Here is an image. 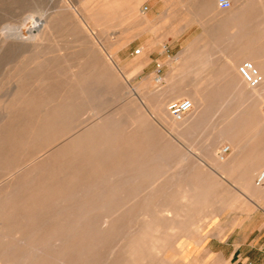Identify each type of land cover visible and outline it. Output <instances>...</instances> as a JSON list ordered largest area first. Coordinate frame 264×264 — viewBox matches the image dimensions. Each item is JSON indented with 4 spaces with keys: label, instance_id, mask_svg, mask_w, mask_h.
Wrapping results in <instances>:
<instances>
[{
    "label": "rangeland",
    "instance_id": "rangeland-1",
    "mask_svg": "<svg viewBox=\"0 0 264 264\" xmlns=\"http://www.w3.org/2000/svg\"><path fill=\"white\" fill-rule=\"evenodd\" d=\"M243 49L256 63L264 57V0H230L228 9L217 0H0V134L19 137L38 127L52 102H36L65 87L72 74L92 70L96 85L94 111L79 110L12 149L0 169V200L17 231L4 245L9 255L0 251V264H54L59 232L51 229L61 219L57 211L72 201L56 196L75 182L80 190L89 179L94 185L79 197L88 203L80 211L90 212L78 215L77 264H264V247L235 246L243 233L225 229L235 214L258 205L264 211V198L255 197L264 195V182L249 193L253 198H240L239 172L247 168L226 167L240 143L264 142L250 86L239 81L238 64L248 60ZM234 57L237 70L229 73L241 92L224 79L225 61ZM199 81L219 86L201 105L196 94L195 109L174 120L189 122L196 112L191 128L170 129L158 108L172 119L168 103L188 98L175 94ZM20 86L21 105L33 99L31 111L6 115L2 104ZM257 107L262 113L264 100ZM6 121L9 126H1ZM89 127L94 147L80 142L74 155L73 140ZM104 131L109 140L99 143ZM225 139L236 143L233 156L230 147L221 152ZM154 152L162 156L152 162L147 158ZM106 200L111 204L102 206ZM89 226L102 231L87 233ZM141 230L140 248L122 253Z\"/></svg>",
    "mask_w": 264,
    "mask_h": 264
},
{
    "label": "bare ground",
    "instance_id": "bare-ground-1",
    "mask_svg": "<svg viewBox=\"0 0 264 264\" xmlns=\"http://www.w3.org/2000/svg\"><path fill=\"white\" fill-rule=\"evenodd\" d=\"M208 1L209 0H203V2H208ZM244 53L246 56L245 58H247L248 61H250L253 64L254 68L259 72V74L262 77H264V57H260L258 62L256 63L255 59L251 55V53H248L247 51H245V49H243L241 52V55H243ZM235 58L236 57L231 58V59H227L225 61L224 68H223V74H224V79L229 82L228 85L229 84L231 85V88L233 89V91L241 92V88H238V84H239V81L243 80L242 77L239 78V81H237V80L235 81L233 78L234 74L229 73L230 71L236 72V70H237V67L235 66L237 59H235ZM205 66H206V64H205ZM90 71H92V70H87V71H84V72L79 73L77 75L72 74L69 82L65 83V87L53 88L50 95H48L44 100H40V101L38 100L36 102L37 106H44L45 104L51 103V102H52V104L49 108L45 109V111L42 112L41 118H43V120L38 122V127H35L34 130H30V132L24 131V132H22L21 136H19V137L15 134H9V133L0 134V169L7 167V165H8L7 161L9 159V157L11 155H13L12 149L14 150V148H17L18 146H24L32 137L39 136L40 134L45 132L48 127L53 128V127L57 126L58 124L63 125L67 121H70L71 116L79 110H83V111L88 110L91 112L94 111L93 110L95 107V101H94V94H95L94 89L95 88L94 87L96 85H95V82L93 81V79H95V77H94L93 73L92 74L90 73ZM200 84L202 87L197 88V90H195L194 87L197 85L199 86ZM217 86H219V85L215 82H200V81L196 82V83H192V82L190 83L189 82L187 84H184L183 87H181L182 89H179L177 91V93L175 94V96L187 95L188 98H186V99L190 100L191 105H192L191 108L195 109V107L197 105V104H195V100H196L195 95L199 94V96L197 97V100L199 101L198 105H201V104H203V100H204L203 96L205 95V93L206 92L207 93L214 92L217 89ZM191 87H193L194 90L190 89ZM208 89L210 91H208ZM23 91H24V88L22 86H20L11 95V97L8 99V101H5L4 104H2V109L5 111L6 115H8L7 113L17 114L18 112L23 111V110H25L26 112L31 111L28 107V104L33 99H31V100L27 99V104L25 105V107H24V105H21L23 102L22 98L24 96ZM250 92L252 94H251L250 98H248V100L252 101V102H254V104H256L255 113L260 115V118L258 119V117H256V120L258 119L257 121H259L261 124L262 123L264 124V113H263L264 111L262 112L263 113L262 114L261 111L259 112V109H258L259 107H257V105L261 101L264 100V82H260V84H258L257 86L250 87ZM55 100H56V102H54ZM157 114H158L159 118L163 120V122L167 123V125L169 126L170 129H174L177 132L190 127L194 123V121L196 120V118L198 116L196 114V112H194V115L192 116V118L190 119L189 122H185V121L176 122L174 120H180V119H175L172 116H171L172 119H168L167 116L165 115V113L159 111V108L157 110ZM1 126L8 127L9 126L8 121L4 122ZM94 130H95L94 127H89L88 129H86V131L84 132L82 137L77 136L73 140V142H72L73 145H72L71 149L73 150L74 155L77 154L80 150L77 146L78 143H80V142H82L84 144V148H86V150L94 147L93 139L92 140L90 139L91 136H93ZM100 136H101L100 137L101 140L100 139L99 140L101 142H99V143L107 142L109 140V137H108L109 133L108 132L104 131ZM226 140L228 141L227 147H230L229 156H233L234 152L236 151V143L233 140L225 139V141ZM187 153H189V150ZM191 155H193V154H191ZM161 156L162 155L159 152H154L147 159L152 160V162H153V161L159 160L161 158ZM182 158H183V156H182ZM210 160L212 162H216L219 164V161L217 160L218 161L217 162L214 158H212ZM139 163L140 164H138V165H140V167H142L145 163V158H143L141 156ZM85 165H87V163ZM140 167H138V168H140ZM36 168H37V166H36ZM212 169L216 170V168H212ZM7 170L10 171V168H7ZM52 171H54V170H52ZM90 171H91V172H89L90 175H91V173L93 174V171L92 170H90ZM180 172L183 173L182 170L179 171V173ZM185 172H186V170H185ZM146 174H148V173H146ZM151 174H153V173H151ZM263 182H264V171L259 173V175L257 176L256 183L259 184V183H263ZM61 183L66 184L65 178H61ZM92 185H94V182L89 179L88 182H86V184H84V186L80 187V190H79V189H77V183L75 182L73 185H70L69 187L68 186L62 187V191H61L62 193H60L58 196H56V198L58 197V200L61 202L65 201L67 199H70V198H72V201H70L71 203L68 205L69 206L68 208H66V206H63L60 210L57 211V214L61 215V219L59 220L57 226L53 227L52 228L53 230L51 229V231L58 230V232H59L58 236L56 238L57 242H58L57 243V250H56V252H54V254L51 255L52 261L54 264H77L76 263L77 254H78L77 246L83 238L81 232L79 231L80 229L78 228L79 227L78 226L79 225L78 224L79 223L78 215L81 213L85 214L86 211H80V209L82 206H85L88 204V203H86L87 201H84V200L81 201V198H79V197L81 194L80 192H82V191L87 192L92 187ZM137 187H138V185H137ZM182 189H184V188H182ZM54 197H55V195H54ZM74 197H77V198L74 200ZM183 198H185V197H183ZM109 203L111 204V200H109V201L106 200V201H104V205H102V206H105V205L107 206V205H109ZM88 212H90V211H87L86 213H88ZM11 213L12 212L9 209V205H6V203H5V199H3V201L0 200V251H2L3 254L6 256H8L9 253L11 252L10 251L11 248L4 246V245L8 241V239L11 237H14L15 236L14 234H16V232H17L15 230V227H11V225L8 226V224H7V219L9 218ZM174 216H177V215H174ZM100 230L102 231V228L97 227V226H89V228L86 231H87V233H90V232L91 233H98V232H100ZM145 235H146V233L144 230L137 231V233L133 234V236L131 237V240L128 242V244L125 245L124 249L122 250V253H129V252L135 253V251L140 248L141 240ZM64 239H66V241H62ZM152 246H154V245H152ZM80 260H82V259H80ZM4 263L9 264L7 260Z\"/></svg>",
    "mask_w": 264,
    "mask_h": 264
},
{
    "label": "crops",
    "instance_id": "crops-1",
    "mask_svg": "<svg viewBox=\"0 0 264 264\" xmlns=\"http://www.w3.org/2000/svg\"><path fill=\"white\" fill-rule=\"evenodd\" d=\"M195 7L199 6L198 3L193 4ZM148 44H143L142 47L146 48ZM239 152L237 154V159L234 160L232 164L226 165V167H240L247 168L240 170L242 176V183L239 188V197L244 199H251L254 196L249 194L257 186L256 177L260 170L264 169V142H259L252 144L250 148H244L242 143L239 144L237 149ZM242 151L250 152L248 155L244 154L242 156ZM250 157L248 163V159ZM252 158H256L252 160ZM235 170V174H237ZM256 198L263 196H255ZM259 205L251 209L249 212L242 211L239 214H235L232 219L233 222L225 229L228 231H239L242 234L241 241L235 242V246H247V247H264V211L258 208ZM231 259V257H230Z\"/></svg>",
    "mask_w": 264,
    "mask_h": 264
},
{
    "label": "built area",
    "instance_id": "built-area-1",
    "mask_svg": "<svg viewBox=\"0 0 264 264\" xmlns=\"http://www.w3.org/2000/svg\"><path fill=\"white\" fill-rule=\"evenodd\" d=\"M217 5L220 9H228L230 7V0H217ZM238 72L245 83L250 87L257 86L262 81V76L248 60H243L238 64ZM191 107L190 100L186 98L172 100L167 105L169 114L175 119H181L191 110ZM228 151L229 149L227 146L222 148L223 153Z\"/></svg>",
    "mask_w": 264,
    "mask_h": 264
}]
</instances>
